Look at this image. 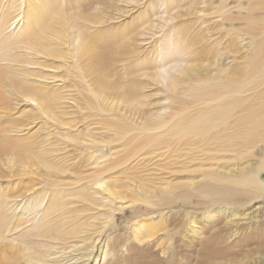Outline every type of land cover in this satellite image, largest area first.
I'll list each match as a JSON object with an SVG mask.
<instances>
[{
  "label": "bare ground",
  "instance_id": "1",
  "mask_svg": "<svg viewBox=\"0 0 264 264\" xmlns=\"http://www.w3.org/2000/svg\"><path fill=\"white\" fill-rule=\"evenodd\" d=\"M53 2L0 0V264H264V0Z\"/></svg>",
  "mask_w": 264,
  "mask_h": 264
},
{
  "label": "snow or ice",
  "instance_id": "2",
  "mask_svg": "<svg viewBox=\"0 0 264 264\" xmlns=\"http://www.w3.org/2000/svg\"><path fill=\"white\" fill-rule=\"evenodd\" d=\"M45 6L51 9L53 12H58L59 10V5L54 3L53 0H48V3ZM33 103H35V101H33Z\"/></svg>",
  "mask_w": 264,
  "mask_h": 264
},
{
  "label": "rangeland",
  "instance_id": "3",
  "mask_svg": "<svg viewBox=\"0 0 264 264\" xmlns=\"http://www.w3.org/2000/svg\"><path fill=\"white\" fill-rule=\"evenodd\" d=\"M151 91H153V90H151ZM151 91H150V92H151ZM156 98L158 99V97H157V96H156V97H152V99H153V100H157ZM18 108H19V110H20V108H22V107H20V106H19ZM18 108H17V109H18ZM19 110H18V111H19ZM3 182H5V180H3ZM118 217L120 218V219H118V220H119V222H120V221H121V218H122V215H120V216H118ZM98 253H100V252H98ZM98 256H99V254H97V255H96V258H97ZM94 262H95V260H94V261H92V263H91V264H94Z\"/></svg>",
  "mask_w": 264,
  "mask_h": 264
}]
</instances>
